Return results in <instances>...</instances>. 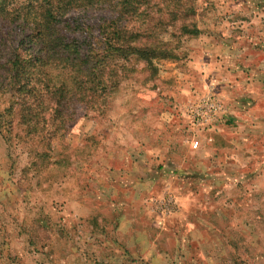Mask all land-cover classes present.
I'll return each mask as SVG.
<instances>
[{
    "label": "rangeland",
    "instance_id": "rangeland-1",
    "mask_svg": "<svg viewBox=\"0 0 264 264\" xmlns=\"http://www.w3.org/2000/svg\"><path fill=\"white\" fill-rule=\"evenodd\" d=\"M196 6L199 34L169 28L171 57L135 65L52 143L63 165L38 172V137L6 139L0 95V264H264V0ZM211 93L223 114L193 125Z\"/></svg>",
    "mask_w": 264,
    "mask_h": 264
},
{
    "label": "trees",
    "instance_id": "trees-1",
    "mask_svg": "<svg viewBox=\"0 0 264 264\" xmlns=\"http://www.w3.org/2000/svg\"><path fill=\"white\" fill-rule=\"evenodd\" d=\"M196 1L0 0V95H10L6 139L38 137L43 145L32 150L38 172L63 165L69 152L63 147L53 160L52 143L65 138L81 109H100L96 104L109 101L135 65L171 57L164 39L176 35L169 28L181 36L200 33L191 23ZM93 9L107 14L94 24L76 16Z\"/></svg>",
    "mask_w": 264,
    "mask_h": 264
},
{
    "label": "built area",
    "instance_id": "built-area-1",
    "mask_svg": "<svg viewBox=\"0 0 264 264\" xmlns=\"http://www.w3.org/2000/svg\"><path fill=\"white\" fill-rule=\"evenodd\" d=\"M224 108L221 100L216 94H208L200 98L197 102L189 105L188 114L193 125L214 126L223 114ZM194 147L199 145L198 140L193 141Z\"/></svg>",
    "mask_w": 264,
    "mask_h": 264
}]
</instances>
